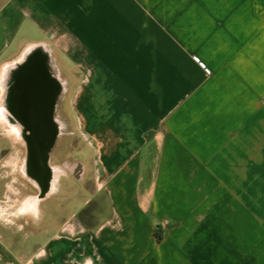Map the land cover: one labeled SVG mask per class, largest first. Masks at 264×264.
<instances>
[{
	"label": "crops",
	"instance_id": "crops-1",
	"mask_svg": "<svg viewBox=\"0 0 264 264\" xmlns=\"http://www.w3.org/2000/svg\"><path fill=\"white\" fill-rule=\"evenodd\" d=\"M34 50L113 211L27 264H264V0H0V68Z\"/></svg>",
	"mask_w": 264,
	"mask_h": 264
},
{
	"label": "rangeland",
	"instance_id": "rangeland-1",
	"mask_svg": "<svg viewBox=\"0 0 264 264\" xmlns=\"http://www.w3.org/2000/svg\"><path fill=\"white\" fill-rule=\"evenodd\" d=\"M22 57H16L12 65L21 62ZM5 70L4 67L0 68V80ZM65 84L61 106L63 117L71 125V129L68 134L61 136L52 161L61 168L66 165L73 169L75 164L83 167L84 163L90 166L92 152L89 147H85L84 136L76 127L77 123L68 102L71 88L68 81H65ZM1 95L0 86V264H27L38 246L51 238L53 228L59 227L72 216H77L90 224L93 221L97 226L112 216L113 208L105 193L98 194L89 202L91 194L88 189L91 185L85 179L83 171L80 173V180H77L71 169L64 168L65 171L59 174L60 190L55 189L51 194L49 191L50 195L41 204L39 214L25 211V205L29 204L27 207L31 208V197L35 195V191L30 184H26L16 169L21 160L20 140L14 139L11 148L10 142L6 139L7 133L1 119L3 109ZM6 146L10 151L9 155L4 157L3 151L8 149L4 148ZM27 198L28 201L23 203ZM83 211V218H80ZM48 228L51 230L47 231Z\"/></svg>",
	"mask_w": 264,
	"mask_h": 264
},
{
	"label": "flooded vegetation",
	"instance_id": "flooded-vegetation-1",
	"mask_svg": "<svg viewBox=\"0 0 264 264\" xmlns=\"http://www.w3.org/2000/svg\"><path fill=\"white\" fill-rule=\"evenodd\" d=\"M28 56L8 66L0 80L1 119L10 147L13 148L14 139L20 140L21 160L16 169L35 191L31 197V208L27 207L29 204L25 205V211L39 214L43 201L52 191L59 189L60 172L71 169L66 165L61 168L52 161L61 136L68 134L71 125L62 113L61 99L65 86L59 73L53 64L45 62L47 57L44 53L36 51L31 63H26ZM9 151V148L5 149L3 156H8ZM71 170L74 178L80 180L83 167L75 164Z\"/></svg>",
	"mask_w": 264,
	"mask_h": 264
},
{
	"label": "water",
	"instance_id": "water-1",
	"mask_svg": "<svg viewBox=\"0 0 264 264\" xmlns=\"http://www.w3.org/2000/svg\"><path fill=\"white\" fill-rule=\"evenodd\" d=\"M37 50H34V52H32L31 54H30V56H28L29 57V60L26 62V63H31L32 62V60H33V56H34V54H35V52H36ZM47 58H46V63H49L50 62V57L49 56H46Z\"/></svg>",
	"mask_w": 264,
	"mask_h": 264
},
{
	"label": "trees",
	"instance_id": "trees-1",
	"mask_svg": "<svg viewBox=\"0 0 264 264\" xmlns=\"http://www.w3.org/2000/svg\"><path fill=\"white\" fill-rule=\"evenodd\" d=\"M87 209V208H86ZM86 209H84V211L86 210ZM84 211L80 214V218H83V214H84ZM91 215V214H90ZM92 227L93 228H95V226H96V224L95 223H93V221H92Z\"/></svg>",
	"mask_w": 264,
	"mask_h": 264
},
{
	"label": "built area",
	"instance_id": "built-area-1",
	"mask_svg": "<svg viewBox=\"0 0 264 264\" xmlns=\"http://www.w3.org/2000/svg\"><path fill=\"white\" fill-rule=\"evenodd\" d=\"M196 60H197V61H199V59H198V58H196ZM208 72H209V73H211V71H210L209 69H208Z\"/></svg>",
	"mask_w": 264,
	"mask_h": 264
},
{
	"label": "bare ground",
	"instance_id": "bare-ground-1",
	"mask_svg": "<svg viewBox=\"0 0 264 264\" xmlns=\"http://www.w3.org/2000/svg\"><path fill=\"white\" fill-rule=\"evenodd\" d=\"M3 76V75H2Z\"/></svg>",
	"mask_w": 264,
	"mask_h": 264
}]
</instances>
